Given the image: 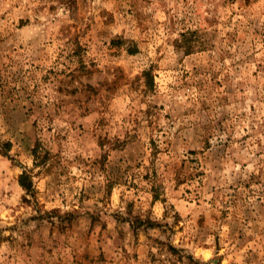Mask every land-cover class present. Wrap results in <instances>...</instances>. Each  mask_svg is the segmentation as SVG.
Masks as SVG:
<instances>
[{
	"label": "rangeland",
	"instance_id": "rangeland-1",
	"mask_svg": "<svg viewBox=\"0 0 264 264\" xmlns=\"http://www.w3.org/2000/svg\"><path fill=\"white\" fill-rule=\"evenodd\" d=\"M5 142L0 264H264V0H0Z\"/></svg>",
	"mask_w": 264,
	"mask_h": 264
},
{
	"label": "trees",
	"instance_id": "trees-1",
	"mask_svg": "<svg viewBox=\"0 0 264 264\" xmlns=\"http://www.w3.org/2000/svg\"><path fill=\"white\" fill-rule=\"evenodd\" d=\"M152 81L150 82L149 86H151ZM39 143L35 145V147L32 149V153L34 155V157H36L35 159L37 160V162H41V163H45L46 160V155L40 156L39 152H38V148H39ZM11 149V143L9 142H5L2 143L0 145V155H4V156H8V152ZM18 183L19 185L22 187V189L27 193L33 196V184H32V179H31V174L29 171H23L19 177H18ZM108 190H111V184L108 183L107 185ZM160 198V195L157 193V191L154 190V194H153V201H156ZM131 224L133 225L134 229L139 228L138 226H140L141 224L147 222V221H143L142 219L138 218V217H132L130 219ZM150 222V221H148ZM154 223H149L148 226H153ZM191 261H193L192 257H189Z\"/></svg>",
	"mask_w": 264,
	"mask_h": 264
}]
</instances>
